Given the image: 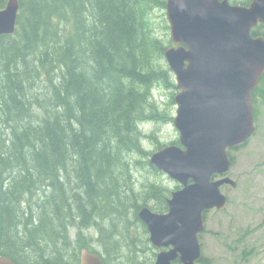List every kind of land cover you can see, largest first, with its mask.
<instances>
[{"label":"trees","instance_id":"1","mask_svg":"<svg viewBox=\"0 0 264 264\" xmlns=\"http://www.w3.org/2000/svg\"><path fill=\"white\" fill-rule=\"evenodd\" d=\"M164 7L165 0H19L14 34L0 36V256L80 264L86 249L104 264L143 263L137 211L150 199L159 211L166 205L164 189L138 183L135 170L160 174L143 140L150 121L167 119L154 91L176 89L163 57L171 40L150 18ZM252 34L264 37V26ZM251 96L256 111L264 74Z\"/></svg>","mask_w":264,"mask_h":264},{"label":"water","instance_id":"2","mask_svg":"<svg viewBox=\"0 0 264 264\" xmlns=\"http://www.w3.org/2000/svg\"><path fill=\"white\" fill-rule=\"evenodd\" d=\"M19 0L0 9V36L13 35ZM166 20L173 46L163 57L178 92L173 127L179 146L154 152L149 164L180 185L166 199L167 212L143 206L138 219L146 226L157 254L155 264H199L198 234L203 212L223 210V185L236 186L227 150L244 145L255 133L251 92L264 74V37L252 31L264 25V0L248 6L229 0H166ZM215 176L221 178L213 180ZM80 264H104L99 253L80 250ZM0 264H14L0 256Z\"/></svg>","mask_w":264,"mask_h":264},{"label":"rangeland","instance_id":"3","mask_svg":"<svg viewBox=\"0 0 264 264\" xmlns=\"http://www.w3.org/2000/svg\"><path fill=\"white\" fill-rule=\"evenodd\" d=\"M240 4L251 0H229ZM245 1V2H244ZM154 32L161 38H169L165 9H154L150 15ZM174 88L158 87L154 91L158 113L166 115L165 120H153L146 127L148 138L143 140V147L148 152L158 151L157 142L164 145L178 139V133L172 125L175 107L172 94ZM172 101V102H171ZM233 166L228 176L237 184L235 188L225 186L221 193L228 197V203L223 210L205 211V233L202 235L203 256L210 264H264V104L258 103V120L256 132L247 144L238 150L230 151ZM149 157V156H148ZM135 178L140 182L156 181L163 189L162 201L169 198L170 193L178 190L179 185L166 174L154 175L145 170L136 169ZM141 184V183H140ZM139 189V190H138ZM135 189L137 194L147 193L148 188ZM148 207L159 212L160 204L150 199ZM167 209H165L166 212ZM142 225H139L137 237L145 240L138 247L139 259L147 264L155 261L154 248ZM95 250L101 251L97 246ZM124 254V251H120Z\"/></svg>","mask_w":264,"mask_h":264},{"label":"flooded vegetation","instance_id":"4","mask_svg":"<svg viewBox=\"0 0 264 264\" xmlns=\"http://www.w3.org/2000/svg\"><path fill=\"white\" fill-rule=\"evenodd\" d=\"M254 103H255V101L253 100V105H254ZM258 103H259V100L256 101V104L257 105H258ZM256 119L258 120V110L255 111V113H254V121ZM226 186H229V185H226ZM223 187H225V186H223ZM235 187H231V188H235ZM166 212H167V210H166ZM166 212H165V209H164L162 211H159L158 213L164 214ZM203 221H204V229H203V231L201 233L198 234V240H199V246H200V258L198 260V263L199 264H210V262L202 254L203 249H204L203 248V240H202L203 238H202V235L205 233V219H204V217H203ZM143 228H144V232L146 233V237L148 238V241H149V233H148V230H147V228H146V226L144 224H143ZM170 248L171 247H166V248H155L154 247V248H152V250L154 251L155 255L157 256V254L160 253V252H162V251L168 252L170 250ZM156 256H155V259H156ZM140 264H147V263L146 262H143V263H140ZM152 264H155V261ZM172 264H180L179 259L177 258L175 261L172 262Z\"/></svg>","mask_w":264,"mask_h":264}]
</instances>
